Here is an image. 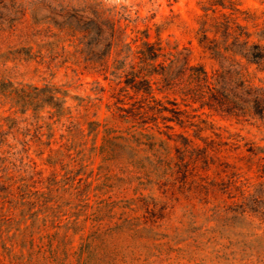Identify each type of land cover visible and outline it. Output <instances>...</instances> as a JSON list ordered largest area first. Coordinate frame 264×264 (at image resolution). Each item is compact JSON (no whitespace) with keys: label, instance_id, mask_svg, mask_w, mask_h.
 Masks as SVG:
<instances>
[{"label":"rangeland","instance_id":"obj_1","mask_svg":"<svg viewBox=\"0 0 264 264\" xmlns=\"http://www.w3.org/2000/svg\"><path fill=\"white\" fill-rule=\"evenodd\" d=\"M97 15L122 30L118 47L106 46L108 26L100 42ZM203 21L222 43L234 24L264 26V0H0V132L13 146L12 213L18 221L27 212L7 235L31 239L39 263L264 264V105L188 109L191 126L168 123L196 146H220V161L188 174L170 165L179 156L172 142L105 141L109 73L128 55L124 45L169 41L211 71L217 62L196 34ZM234 58L264 89V63Z\"/></svg>","mask_w":264,"mask_h":264},{"label":"trees","instance_id":"obj_2","mask_svg":"<svg viewBox=\"0 0 264 264\" xmlns=\"http://www.w3.org/2000/svg\"><path fill=\"white\" fill-rule=\"evenodd\" d=\"M222 16L220 14L213 21L217 22ZM99 18L97 15L95 27L100 42L105 41L103 36L108 26L106 46L118 47V33H122V30L116 28L114 23H100ZM226 19L228 22L233 20ZM206 26L203 21L196 34L199 45L209 51L217 62V68L211 71L201 64H192L190 50L185 47L178 49L169 41L146 40L140 45L135 43L134 47L130 43L124 45L128 55L109 73L108 80L114 86L105 100L103 127L106 143L116 145L115 141H119L133 148L145 145L153 148L155 143L166 146L172 142L176 144L175 150L179 156L170 165L182 169L185 174H188L191 165L201 164L207 168L209 164L220 161L221 150L216 141L209 140L202 147L196 146L183 134L170 132L173 128L168 123H176L182 129L191 126L188 109L228 114L231 111L238 113V109L244 111L251 106L261 108L264 105V89L254 87L246 80L242 64L234 58L239 56L246 61L264 63V26L255 24L253 32H248L246 28L234 24L231 27L234 29H227L226 40L222 43L207 37ZM228 40L232 42L227 43ZM133 41L136 42V39ZM102 70L106 71V68ZM170 91L175 96L174 101L156 98V92ZM99 93L97 101L102 103L105 90L100 87ZM167 104L172 107L169 108ZM94 124L97 123L89 122L88 125ZM8 133L0 132V264H41L35 258L31 239L7 235L11 228L20 231L27 213L23 210L18 221L12 213L14 205L20 202L17 201L14 177L10 172L14 168L11 162L14 153L13 146L6 141ZM28 150L26 144L22 153L27 154ZM23 203L21 206L27 207V203ZM16 247H19V252H16Z\"/></svg>","mask_w":264,"mask_h":264}]
</instances>
